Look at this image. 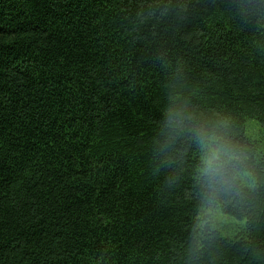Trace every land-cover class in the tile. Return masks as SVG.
Here are the masks:
<instances>
[{"label":"trees","instance_id":"16d2710c","mask_svg":"<svg viewBox=\"0 0 264 264\" xmlns=\"http://www.w3.org/2000/svg\"><path fill=\"white\" fill-rule=\"evenodd\" d=\"M173 100L258 157L234 237L193 231ZM0 264H264V0H0Z\"/></svg>","mask_w":264,"mask_h":264},{"label":"clouds","instance_id":"9594fccd","mask_svg":"<svg viewBox=\"0 0 264 264\" xmlns=\"http://www.w3.org/2000/svg\"><path fill=\"white\" fill-rule=\"evenodd\" d=\"M162 134L165 150L177 143L194 149L193 231L201 237L210 234L220 226L229 206L240 204L255 189L258 157L237 139L229 115H205L178 100L164 109Z\"/></svg>","mask_w":264,"mask_h":264},{"label":"rangeland","instance_id":"374dc122","mask_svg":"<svg viewBox=\"0 0 264 264\" xmlns=\"http://www.w3.org/2000/svg\"><path fill=\"white\" fill-rule=\"evenodd\" d=\"M260 130L261 129L257 122H248V135H250L255 140L260 139ZM243 226H245V223H240L223 217L222 222L217 229L222 231L225 236L234 237Z\"/></svg>","mask_w":264,"mask_h":264}]
</instances>
